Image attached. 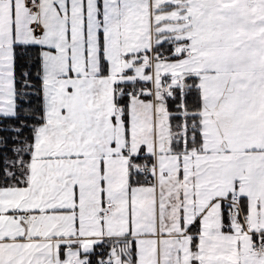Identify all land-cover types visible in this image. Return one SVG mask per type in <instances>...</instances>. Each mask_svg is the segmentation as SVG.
<instances>
[{
  "label": "snow or ice",
  "instance_id": "1",
  "mask_svg": "<svg viewBox=\"0 0 264 264\" xmlns=\"http://www.w3.org/2000/svg\"><path fill=\"white\" fill-rule=\"evenodd\" d=\"M0 264H264V0H0Z\"/></svg>",
  "mask_w": 264,
  "mask_h": 264
}]
</instances>
